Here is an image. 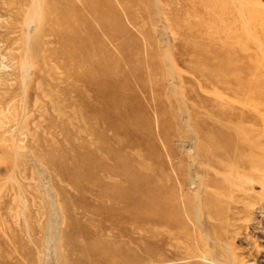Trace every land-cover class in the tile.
I'll list each match as a JSON object with an SVG mask.
<instances>
[{"label":"rangeland","instance_id":"374dc122","mask_svg":"<svg viewBox=\"0 0 264 264\" xmlns=\"http://www.w3.org/2000/svg\"><path fill=\"white\" fill-rule=\"evenodd\" d=\"M257 80L264 0H0V264H264Z\"/></svg>","mask_w":264,"mask_h":264},{"label":"bare ground","instance_id":"6f19581e","mask_svg":"<svg viewBox=\"0 0 264 264\" xmlns=\"http://www.w3.org/2000/svg\"><path fill=\"white\" fill-rule=\"evenodd\" d=\"M242 66H243V65H242ZM246 69H247V68H246ZM246 69H245V73L247 72ZM208 72H209V71H208ZM208 72H207V74H206V72H205V74L203 73V74H204V75H203L204 78H205V77H206V78H209V77L211 76V73H208ZM199 74H200V73H199ZM201 75H202V74H201ZM244 77H246V75L243 76V82H242V84H244V83H246L247 81H249V80L246 81V79H245ZM206 78H205V79H206ZM209 79H210V81H212L211 78H209ZM206 82L209 83V84L212 83V82L210 83L209 80L206 81ZM216 82H217V81H216ZM216 82L214 81V83H216ZM207 83H205V85H204L205 88H206V86H207V85H206ZM202 84H203V83H202ZM261 85H264V80H263V81H262V80H257V85H256L255 88L257 89V88L261 87ZM224 89L226 90L225 87H224ZM225 90H224V91H225ZM259 90H260V93H261V94H259V96H258L257 99L255 98V102H256V103H259V102L264 101V88H259ZM243 91L245 92L246 90H243ZM242 94H243V93H242ZM252 95H253V94H252ZM252 95H251V96H252ZM254 95H255V94H254ZM235 96H237V95L235 94ZM252 98H253V97H252Z\"/></svg>","mask_w":264,"mask_h":264}]
</instances>
